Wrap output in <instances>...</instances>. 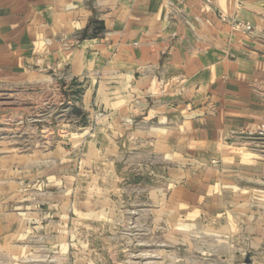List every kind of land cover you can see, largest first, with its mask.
Here are the masks:
<instances>
[{
	"label": "crops",
	"instance_id": "obj_1",
	"mask_svg": "<svg viewBox=\"0 0 264 264\" xmlns=\"http://www.w3.org/2000/svg\"><path fill=\"white\" fill-rule=\"evenodd\" d=\"M0 81L59 84L85 116L4 170L0 245L14 264L39 251L124 264L120 231L137 215L179 243L229 235L234 264H264L244 185L257 164L241 148L263 122L264 0H0Z\"/></svg>",
	"mask_w": 264,
	"mask_h": 264
},
{
	"label": "rangeland",
	"instance_id": "obj_2",
	"mask_svg": "<svg viewBox=\"0 0 264 264\" xmlns=\"http://www.w3.org/2000/svg\"><path fill=\"white\" fill-rule=\"evenodd\" d=\"M257 91L263 122L256 133L245 135L241 148L251 153L256 161L255 175L248 176L244 185L253 189V201L258 202L264 217V83ZM76 96L66 98L62 87L54 82L13 84L0 81V179L5 169L19 163L16 156H29L35 151L54 148L61 137L72 132L62 126L75 127L85 120V116L77 113ZM137 218L136 223L120 231L129 237V240L121 241V249L128 250V256L122 259L124 264H234L229 254L235 247V240L231 241L229 235L196 231L179 243L173 240L179 235L170 227L153 230L152 226L142 224L145 218L139 215ZM9 249L7 244L0 245V264H14ZM72 261L62 260L57 254L45 256L39 251L37 258L23 259L22 264H72Z\"/></svg>",
	"mask_w": 264,
	"mask_h": 264
},
{
	"label": "built area",
	"instance_id": "obj_3",
	"mask_svg": "<svg viewBox=\"0 0 264 264\" xmlns=\"http://www.w3.org/2000/svg\"><path fill=\"white\" fill-rule=\"evenodd\" d=\"M237 25L240 26L245 31H250L251 30V26L249 24H240V23H237Z\"/></svg>",
	"mask_w": 264,
	"mask_h": 264
},
{
	"label": "water",
	"instance_id": "obj_4",
	"mask_svg": "<svg viewBox=\"0 0 264 264\" xmlns=\"http://www.w3.org/2000/svg\"><path fill=\"white\" fill-rule=\"evenodd\" d=\"M245 263L246 264H250V261H249V258L248 257L246 258Z\"/></svg>",
	"mask_w": 264,
	"mask_h": 264
}]
</instances>
